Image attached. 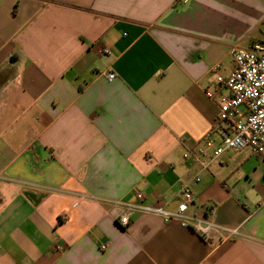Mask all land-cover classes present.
Returning a JSON list of instances; mask_svg holds the SVG:
<instances>
[{
  "label": "crops",
  "instance_id": "0c3cea01",
  "mask_svg": "<svg viewBox=\"0 0 264 264\" xmlns=\"http://www.w3.org/2000/svg\"><path fill=\"white\" fill-rule=\"evenodd\" d=\"M263 39L264 0H0V264H264L261 159L183 157L215 125L210 68ZM181 184L237 234L117 223L135 192L174 211Z\"/></svg>",
  "mask_w": 264,
  "mask_h": 264
},
{
  "label": "built area",
  "instance_id": "2783aa9c",
  "mask_svg": "<svg viewBox=\"0 0 264 264\" xmlns=\"http://www.w3.org/2000/svg\"><path fill=\"white\" fill-rule=\"evenodd\" d=\"M178 2L186 3L187 0ZM229 56L232 69L226 76L218 73V65L209 70L215 76V83L207 95L217 97L218 107L214 128L194 149L183 155L197 163L202 171L217 162L223 153L245 148L250 149L264 164V39L247 48L233 46L229 49ZM100 75L108 81L115 78L110 71H103ZM193 181H199V177H194ZM176 196L179 202L176 209L170 212L162 205L144 204L143 193L135 192L137 202L123 204L124 211L117 218V223L127 227L132 217L140 213L160 217L165 223L174 219L202 238H208L214 232L227 236L237 234L235 229L223 228L187 213L188 205L193 202V193L188 184H181ZM58 249L63 250L64 247L59 246Z\"/></svg>",
  "mask_w": 264,
  "mask_h": 264
}]
</instances>
